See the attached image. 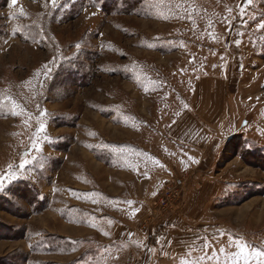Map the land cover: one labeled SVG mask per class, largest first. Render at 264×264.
I'll return each instance as SVG.
<instances>
[{
  "label": "rangeland",
  "instance_id": "1",
  "mask_svg": "<svg viewBox=\"0 0 264 264\" xmlns=\"http://www.w3.org/2000/svg\"><path fill=\"white\" fill-rule=\"evenodd\" d=\"M262 24L264 0H0V264H264Z\"/></svg>",
  "mask_w": 264,
  "mask_h": 264
},
{
  "label": "built area",
  "instance_id": "2",
  "mask_svg": "<svg viewBox=\"0 0 264 264\" xmlns=\"http://www.w3.org/2000/svg\"><path fill=\"white\" fill-rule=\"evenodd\" d=\"M189 183L188 174H180L168 182L164 188L161 190L158 197V202L161 205L169 206V209L173 214L176 213V208L178 207V201L182 199L185 189Z\"/></svg>",
  "mask_w": 264,
  "mask_h": 264
},
{
  "label": "snow or ice",
  "instance_id": "3",
  "mask_svg": "<svg viewBox=\"0 0 264 264\" xmlns=\"http://www.w3.org/2000/svg\"><path fill=\"white\" fill-rule=\"evenodd\" d=\"M14 2H15V0H14ZM52 2H53V4H55V0H52ZM249 2H250V0H249ZM241 11H243V9H241ZM260 28H264V24L260 25ZM45 67H47V66L45 65ZM40 130H41V131L44 130L43 125H41V129H40ZM193 162H195V161H193ZM20 167L23 168L24 165L21 164ZM7 178H8V179H12L13 177H12V175L10 174ZM3 181H4V177H0V187L3 186ZM257 255H259V253H258Z\"/></svg>",
  "mask_w": 264,
  "mask_h": 264
},
{
  "label": "crops",
  "instance_id": "4",
  "mask_svg": "<svg viewBox=\"0 0 264 264\" xmlns=\"http://www.w3.org/2000/svg\"><path fill=\"white\" fill-rule=\"evenodd\" d=\"M116 200H114V202H115Z\"/></svg>",
  "mask_w": 264,
  "mask_h": 264
}]
</instances>
